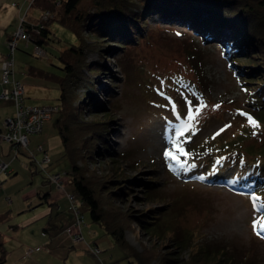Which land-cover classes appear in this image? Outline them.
I'll return each instance as SVG.
<instances>
[{
  "label": "rangeland",
  "instance_id": "1",
  "mask_svg": "<svg viewBox=\"0 0 264 264\" xmlns=\"http://www.w3.org/2000/svg\"><path fill=\"white\" fill-rule=\"evenodd\" d=\"M65 1L0 0V264H130L136 261L130 252L149 249L178 264H194L199 252L214 245L264 264V235L252 222L258 216L248 198L217 180L191 178L182 168L190 163L208 173L210 157L198 151L189 155V149L226 128L218 137L224 143L243 127L237 110L247 95L226 50L173 16L144 15L134 39L123 34L125 43L109 32L98 34L96 27L89 30V23L66 29L59 22ZM76 9L92 12V0H80ZM74 14L66 16V23ZM237 18L255 35L251 38L264 36V18ZM42 32L46 41L38 43ZM211 33L219 31L212 28ZM81 40L85 61L100 65L85 69L84 79L72 87L83 101L79 118L103 127L95 136L89 130L69 134V150L76 155L73 170L58 133L57 121L66 119L60 117L59 90L46 75L60 74L58 51ZM187 128L197 135L184 138L181 132ZM259 131L243 143L259 144L264 129ZM216 141L212 137L211 144ZM77 143L79 150L73 151ZM166 148L174 158L163 154ZM75 177L120 210L109 212L110 220H129L125 246L90 221ZM147 216H156L150 218L159 224L156 234L139 224ZM176 240L186 246L177 248ZM150 264L162 263L154 257Z\"/></svg>",
  "mask_w": 264,
  "mask_h": 264
},
{
  "label": "trees",
  "instance_id": "2",
  "mask_svg": "<svg viewBox=\"0 0 264 264\" xmlns=\"http://www.w3.org/2000/svg\"><path fill=\"white\" fill-rule=\"evenodd\" d=\"M79 1L80 0H66L63 4V20L59 22L66 27V29H72L71 27L76 28V26L83 28L85 24L89 23L91 25L89 30L91 29L94 31L96 29L95 25L99 24L98 30L100 31L98 34L101 33L103 36H107L108 34L106 32H109L112 35L114 34V40L125 43L127 37L123 34H130L134 39L133 32L139 27L141 28L145 22L143 16H151L154 14L163 19L170 16L174 18L179 17V21L185 20L186 25H190L194 34L200 33L208 38H215V41L223 45L224 50H226L228 54L230 63L233 65V74L237 77V80L239 79L238 82L243 94L247 95L244 100L245 105L238 108L241 114L238 115L240 119L242 118L241 124L243 127L236 131H242L244 133L234 132L233 136L224 141V143L218 139V137L220 134H223L226 128L223 129L224 131H219L217 134L213 135L212 137L215 136L217 141L211 144L214 145L215 148L212 154L209 155V165L214 174L218 171H220V173L224 170L230 171L229 175L223 176L229 179L226 182L230 181L241 187L244 193L242 191L239 192L243 193L244 196L246 194L256 193L259 196V201H261V199H263L262 197H264V139H262V141L260 140L259 144H253L252 142L244 144L243 141L244 139L249 140L252 136V131L253 133H257L260 132V129H264V55H260L261 48L264 47V36L257 41L251 38L255 37V35L250 34V31L248 32L244 29L242 21H240V18L236 19V17H240V15H253V18H264V12H262L264 0H92V12H78L76 8ZM75 11L76 14H74L73 19L69 21L70 24H68V21L66 23V16ZM235 12H239L240 15H236ZM203 13L206 14L204 17L201 16ZM222 16L223 19H220ZM262 27H264V25ZM212 28L217 29L219 33H211ZM224 28H229V31L227 33H222ZM244 34L247 35V37ZM244 36L247 38H245L246 40H244ZM98 37L100 36L98 35ZM45 38V32H42V34L36 37V41L42 43L46 41ZM77 39L78 41L81 39L79 34ZM238 39H240L241 42ZM81 42L82 43L79 45L74 42H69V49L63 50L62 52L58 51L57 56L60 63L56 66V69L61 73L52 72L46 75V80L54 82L59 90L57 102L59 103L60 111H62L60 117L62 118L63 115L64 119L65 117L66 119L65 122L63 121L62 123L57 121L58 133L64 151H66L65 154L70 156L73 170L77 169V164L75 161L76 155L69 150V134L77 131L78 136L82 134V131L89 130L94 132L95 136L99 134L97 130L103 127V123L99 120V122H90L83 120L84 117L79 118V115L81 117L82 113L83 101L79 98L78 93L73 92L74 89L72 90V87L74 83L84 79L85 69L97 70L100 65L97 62L87 63L85 61L84 40H81ZM234 42L238 44L235 46ZM239 44H241L240 48ZM252 48L257 51L250 57L249 53L253 51ZM236 51H240V54L237 55ZM246 58L251 59V62L248 63ZM102 69L103 68H101V70ZM68 77L72 79L70 80ZM69 117H73L74 121L69 120ZM91 117H98V114L92 113ZM249 117H251V121ZM78 147V143L76 145L74 144L72 150H79ZM88 149L89 152H92L90 148ZM197 151L199 152L198 149L194 148V153ZM207 171L201 170L195 172L193 170L191 174L198 175L201 173L205 175ZM213 175L209 173L207 178ZM218 178L220 177H216V179ZM117 179H114V181H116L114 182L115 184L119 182ZM74 186L79 191L84 204L87 206L90 221L98 223L114 238L116 243L125 246L124 234L128 227L129 220L125 219L124 222L123 220L118 222V218L110 220L108 213L114 211L111 204L106 200H102V197L97 196L95 190L87 186V183L81 177L74 178ZM116 188H120V186ZM120 189V193L126 192L123 187ZM150 192V197H154L155 192ZM150 192L146 191V194ZM108 193H111L113 196L116 195L112 191ZM146 196L149 197V195ZM263 208L262 211L257 214V218L260 222L259 225H264ZM116 211H118L119 214L121 213L120 210L116 209L114 212ZM147 218L148 220L145 221H143V218L138 219L139 224L143 229L145 228V232L148 233L151 231L155 233L156 230L154 226H158L159 224L154 223L150 218L156 219V216H147ZM259 225L257 230L264 231V226ZM175 243L178 244L177 248L185 245L183 244L181 246L180 242H177V240ZM199 253L200 255L197 257L198 261L194 264H205V261L209 264H260L254 261V259H248L245 256L238 258L236 255L227 254L228 252L226 251H219V246L216 248L215 245L206 246L202 252ZM130 254L136 259L135 263L129 261L130 264H150L151 259H154V257H159L162 264H178L177 259L169 256H162L159 254V251L156 252L150 249L143 250V252L140 253L130 252ZM186 264H191V262Z\"/></svg>",
  "mask_w": 264,
  "mask_h": 264
},
{
  "label": "bare ground",
  "instance_id": "3",
  "mask_svg": "<svg viewBox=\"0 0 264 264\" xmlns=\"http://www.w3.org/2000/svg\"><path fill=\"white\" fill-rule=\"evenodd\" d=\"M262 12H264V8H262ZM246 18H248V20L250 21V22H252L253 21V15L252 16H250V15H246ZM255 19V18H254ZM98 25L99 24H97V25H95V27L96 28H98ZM220 46V48H222L221 50L224 52V47H223V45H221V44H219ZM174 114V113H173ZM114 130H115V132L116 131H118L119 130V128H117V127H115L114 128ZM195 130V129H194ZM181 134L182 135H185V137L184 138H187L188 140H189V138L190 137H194V136H196L197 134H196V132L195 131H193L192 129H191V131H190V128H187V131H184V132H181ZM189 137V138H188ZM212 141V138H211V136L209 137V139L206 141V142H208V143H202L201 141H197L196 142V144H195V146L194 147H192L191 149V152H190V149H189V153H187V151H186V153L187 154H189L190 155V153H194V148L195 149H198L199 150V154L200 155H203V156H209L210 154H212V152L214 151V148H215V146L214 145H211V141ZM190 146H188V147H185V150L187 149V148H189ZM182 168H184L185 170H187L188 172H190V173H193L192 171L194 170L195 172H198L199 170H198V168H195V166L193 165V164H186V165H182ZM209 172L208 173H205V175H196V174H189V175H191V178L192 177H203V179H205V178H207V175L209 174V173H211L212 175L214 174L213 173V170H212V168L209 166ZM216 177H220V178H218V179H216ZM207 180L208 181H216V180H218V183H220V184H222V185H225V184H227L228 186H229V188H232V189H235V191L236 190H238L237 192H239V191H242L243 192V189L241 188V187H239L237 184H234V183H232V182H230V181H228V182H226L227 180H229V179H226V178H224L223 176H220V171H218L217 173H215L213 176H211V177H209V178H207ZM224 181V182H223ZM226 186V185H225ZM244 193V192H243ZM245 197L246 198H248V204L250 205V206H252L253 207V209L255 210V212H256V214H258V212H260V211H262V208H263V206H264V204L261 202V201H259V196L256 194V193H253V194H249V195H245ZM264 209V208H263ZM113 214H115V212L113 211ZM145 220H148V218H143V221H145ZM256 221V224L255 225H257V228H258V225L260 224V222H259V219L258 218H254L253 220H252V222L253 221ZM264 233V231H260V234L261 235H264L263 233Z\"/></svg>",
  "mask_w": 264,
  "mask_h": 264
},
{
  "label": "snow or ice",
  "instance_id": "4",
  "mask_svg": "<svg viewBox=\"0 0 264 264\" xmlns=\"http://www.w3.org/2000/svg\"><path fill=\"white\" fill-rule=\"evenodd\" d=\"M216 106H218V105H216ZM216 106H214V107H216ZM237 111H240L239 109L237 110ZM188 115H189V117L191 118V115H192V112H191V109L189 110V113H188ZM245 115H247V114H245ZM249 120L251 121V117H249ZM228 125H225V127H227ZM223 129H220L219 131H222ZM176 147L179 149V145H176ZM166 157H172V158H174V154L171 152V150L170 149H164V153H163ZM253 224H254V226H255V224H256V221L254 220L253 221ZM262 226H264V225H262Z\"/></svg>",
  "mask_w": 264,
  "mask_h": 264
},
{
  "label": "built area",
  "instance_id": "5",
  "mask_svg": "<svg viewBox=\"0 0 264 264\" xmlns=\"http://www.w3.org/2000/svg\"><path fill=\"white\" fill-rule=\"evenodd\" d=\"M24 36V35H23Z\"/></svg>",
  "mask_w": 264,
  "mask_h": 264
}]
</instances>
